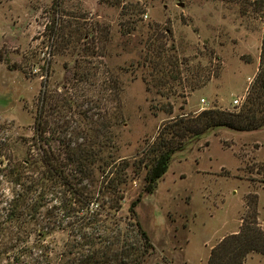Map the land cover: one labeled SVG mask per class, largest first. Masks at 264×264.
Segmentation results:
<instances>
[{
	"label": "rangeland",
	"instance_id": "1",
	"mask_svg": "<svg viewBox=\"0 0 264 264\" xmlns=\"http://www.w3.org/2000/svg\"><path fill=\"white\" fill-rule=\"evenodd\" d=\"M52 4L0 0V140L18 157L37 152L33 127L43 91L62 99L55 118L78 129L118 106L115 142L105 154L132 162L171 118L203 108L237 109L258 68L264 8L254 0ZM61 28L66 33L78 28L86 37L71 35L72 41L59 47L62 36L55 32ZM151 42L171 47L162 56L179 61L171 75L178 77L165 86L155 62L146 61L162 58ZM86 69V78L79 79ZM114 79L120 85L118 101L111 100ZM66 99L70 103L62 106ZM68 130L57 135L70 138ZM128 174L118 214L128 217L130 203L142 194L136 213L155 248L149 264H209L211 248L237 232L253 207L264 229V127L210 129L188 138L172 152L152 193L142 190L145 169L138 175L131 166ZM64 238L51 239V247L61 248ZM243 264H264V256L252 251Z\"/></svg>",
	"mask_w": 264,
	"mask_h": 264
},
{
	"label": "trees",
	"instance_id": "2",
	"mask_svg": "<svg viewBox=\"0 0 264 264\" xmlns=\"http://www.w3.org/2000/svg\"><path fill=\"white\" fill-rule=\"evenodd\" d=\"M62 1L53 0L52 6L59 8ZM254 2L264 8V0ZM55 33L62 36L59 47L67 46L71 35L78 40L86 37L78 28L68 33L61 28ZM149 44L162 58L150 56L146 61L152 65L155 62L163 74L160 84L165 86L171 78L178 77L171 75L178 70L179 61L162 56L171 48L166 49L164 43L156 47L154 42ZM87 71L79 79L86 78ZM118 83L114 79L112 101L119 100ZM51 96L55 97L43 91L34 119L37 152L18 157L0 140V264H149L155 248L136 213L142 194L130 203L128 217L122 219L118 214L130 178L128 169L134 166L138 175L145 169L142 190L149 194L168 170L172 152L188 138L210 129L250 132L264 127V26L258 68L238 108H203L171 118L146 145V152L132 162L105 154L115 142L118 106L108 117L104 111L88 126L78 129V125L68 121L63 124L55 118L54 114L61 112L60 96L46 108ZM68 103L63 100L62 106ZM69 127L70 138L57 135L61 130L66 134ZM79 139L82 140L77 142ZM100 175L103 178L99 183ZM251 209L237 232L224 236L211 248L209 264H243L252 251L264 256V229L258 223L256 207ZM61 234L65 235L62 247H51V239Z\"/></svg>",
	"mask_w": 264,
	"mask_h": 264
},
{
	"label": "built area",
	"instance_id": "3",
	"mask_svg": "<svg viewBox=\"0 0 264 264\" xmlns=\"http://www.w3.org/2000/svg\"><path fill=\"white\" fill-rule=\"evenodd\" d=\"M204 101V99L202 98L201 99V102H203ZM240 102H239V99L238 98H234L233 99V104H235V105H238Z\"/></svg>",
	"mask_w": 264,
	"mask_h": 264
}]
</instances>
